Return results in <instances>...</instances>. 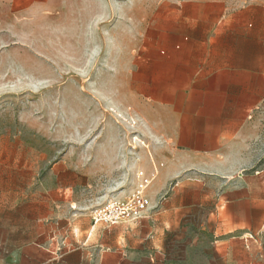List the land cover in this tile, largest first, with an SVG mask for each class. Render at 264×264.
Here are the masks:
<instances>
[{
    "label": "crops",
    "instance_id": "obj_1",
    "mask_svg": "<svg viewBox=\"0 0 264 264\" xmlns=\"http://www.w3.org/2000/svg\"><path fill=\"white\" fill-rule=\"evenodd\" d=\"M66 2L0 0V54ZM153 21L163 34L131 71L133 100L163 140L162 159L144 165L155 171L148 208L95 223L87 188L37 190L9 208L0 264H264V165L245 173L264 106V0H165Z\"/></svg>",
    "mask_w": 264,
    "mask_h": 264
},
{
    "label": "rangeland",
    "instance_id": "obj_2",
    "mask_svg": "<svg viewBox=\"0 0 264 264\" xmlns=\"http://www.w3.org/2000/svg\"><path fill=\"white\" fill-rule=\"evenodd\" d=\"M165 0H67L7 37L0 54V236L14 199L75 183L93 211L163 155L131 83ZM141 50V51H138ZM118 73V75H117ZM264 165V106L254 115ZM162 159V158H161ZM107 196V197H104ZM108 198V199H107Z\"/></svg>",
    "mask_w": 264,
    "mask_h": 264
},
{
    "label": "built area",
    "instance_id": "obj_3",
    "mask_svg": "<svg viewBox=\"0 0 264 264\" xmlns=\"http://www.w3.org/2000/svg\"><path fill=\"white\" fill-rule=\"evenodd\" d=\"M155 171L147 173L138 169L132 188L122 196L106 200L92 211L95 223L115 224L123 220L136 219L150 204L147 189L151 185ZM64 246V241L60 242Z\"/></svg>",
    "mask_w": 264,
    "mask_h": 264
}]
</instances>
